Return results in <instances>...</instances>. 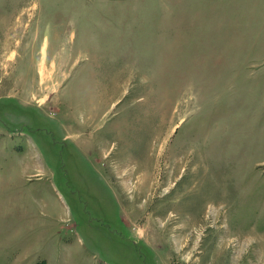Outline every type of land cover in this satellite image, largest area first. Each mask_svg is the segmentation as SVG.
<instances>
[{
  "label": "rangeland",
  "instance_id": "1",
  "mask_svg": "<svg viewBox=\"0 0 264 264\" xmlns=\"http://www.w3.org/2000/svg\"><path fill=\"white\" fill-rule=\"evenodd\" d=\"M0 264H264V0H0Z\"/></svg>",
  "mask_w": 264,
  "mask_h": 264
},
{
  "label": "bare ground",
  "instance_id": "2",
  "mask_svg": "<svg viewBox=\"0 0 264 264\" xmlns=\"http://www.w3.org/2000/svg\"><path fill=\"white\" fill-rule=\"evenodd\" d=\"M43 64V63H42ZM44 65H42L41 67H43ZM41 69V68H40ZM43 71V70H42Z\"/></svg>",
  "mask_w": 264,
  "mask_h": 264
}]
</instances>
